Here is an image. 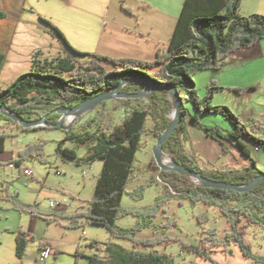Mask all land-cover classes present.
<instances>
[{
	"label": "trees",
	"instance_id": "trees-1",
	"mask_svg": "<svg viewBox=\"0 0 264 264\" xmlns=\"http://www.w3.org/2000/svg\"><path fill=\"white\" fill-rule=\"evenodd\" d=\"M242 1L185 0L167 49L158 51L156 58L152 61L113 59L95 53L84 54L72 48L61 30L53 23L41 20L53 30L55 37L67 46L68 51L53 60H42L35 55L31 72L19 76L9 88L0 90V106L5 105L25 121H37L36 115L43 111L41 119L48 116L47 121L50 124H57L61 118L57 110H69L96 95L113 92L123 80L143 79V81L158 85L171 83L181 94L188 93L199 115H218L233 124L234 131L229 132L228 136L235 142V146L249 158L251 166L233 171L201 169L186 151L185 142H188V135L185 117L189 115V110L184 104L181 121L173 135L165 142L164 149L172 154V159L176 164L200 172L203 177L216 182L247 187L257 177L264 174L257 168L251 151L244 141L254 143L257 150L264 149V124L255 122L250 127L234 114L231 108L213 105L215 94L226 90L218 85H209L206 97L200 98L193 78L200 71L218 70L231 53L251 48L264 39V15L242 16L239 12ZM6 15L0 10V20ZM80 58L85 59V62ZM6 60V55L0 52V71ZM141 86L138 83H129L123 87L121 92L137 94L142 91ZM233 91L239 92L234 89ZM166 96H170L166 91L153 92L147 98L149 104L145 108L134 106L131 104L132 99H126L122 104L130 109V113L122 124L112 129L100 126L94 131L75 132L66 124L58 128L50 126L44 128L65 133V137L57 143L56 149V155L65 163L82 167L99 160L104 162V168L88 209L68 217L71 220V228L80 229L85 221L93 226L106 227L112 236L132 240L138 245H151L155 242L153 239L139 240L135 233L142 231L152 222L153 218L157 217L166 198L159 199L155 206L143 212L125 209L122 200L127 193L128 185L133 181L136 155L142 149L144 135L152 132L159 140L171 126L167 108L170 102ZM182 100L183 102L189 101L183 95ZM192 119L199 127H203L198 116ZM150 120L154 122L151 128L148 127ZM2 121L18 124L23 132L41 130V128H24L4 114L1 115L0 128ZM209 130L206 131L209 132ZM212 132L217 139L224 137L217 127L213 128ZM8 136L5 132L0 134V152L5 151ZM68 143L85 149L87 154L80 158L76 149L66 147ZM43 152V144L30 143L19 152L18 157L12 160L10 165L15 164L22 167L30 159L45 161ZM160 177H170L180 181L186 175L161 170ZM167 183L171 189H175L176 193L191 198L195 203L204 202V204L220 208L223 215L228 218L231 227V232L226 234L227 241L235 242L241 248L245 258L264 263V256L255 254L252 245L245 240L248 228L251 226L264 228V183L248 193L207 188L200 185L180 190L178 185L173 187L169 182ZM131 195L142 196L141 189L132 192ZM168 197H171L170 193ZM16 203L21 212H29L42 217L33 205L22 204L18 200ZM130 214L137 215L139 223L131 231L119 230L116 225L117 221ZM57 218V216L55 219L48 218V221L51 222ZM215 234L212 230L205 238L203 248L190 246L188 249L212 261L213 264H219L211 255L210 249L225 247V242L216 239ZM30 240L34 241L35 238L19 231L16 238L18 259L24 258L27 243ZM206 242L213 246H205ZM49 244H40V250H44ZM102 245L99 242L91 243L92 247L99 249H102ZM104 249L107 251L108 261L99 256H88L86 264H175V261L168 255L153 252L142 253L137 250L127 251L119 244H111L105 246ZM77 257L83 256L78 254Z\"/></svg>",
	"mask_w": 264,
	"mask_h": 264
},
{
	"label": "rangeland",
	"instance_id": "rangeland-1",
	"mask_svg": "<svg viewBox=\"0 0 264 264\" xmlns=\"http://www.w3.org/2000/svg\"><path fill=\"white\" fill-rule=\"evenodd\" d=\"M155 1L156 4L164 8L175 2L177 12L180 13L182 5H184V0ZM239 12L242 16L264 15V0H244ZM80 60L85 62L83 58ZM31 70V64L23 62L17 67H6L5 73L7 78L16 79ZM235 76L238 77V81L240 80L237 84L244 86L243 82L255 79L256 74L253 73L249 76L248 73L240 71L235 73L232 68L226 66L220 73L200 71L193 78L200 98L206 97L209 85H218L226 90L224 93H216L212 104L240 110L237 108L243 106L242 99L236 98L233 93L228 92L227 88L228 85L238 82L235 81ZM240 76H242V80ZM260 76L264 78V71L260 73ZM141 87L143 91L146 90L143 86ZM167 97L171 100L167 104L168 117L171 119L174 115L175 105L172 98ZM183 97L189 99L184 102L185 107L189 110V115L185 117L186 121L194 128L193 134H190L188 139L192 141L196 150L202 148L203 154L214 156V145L219 139L229 137L228 133L233 132L235 127L221 116L199 115L191 103L188 93H185ZM258 99L264 101V94L258 93L255 102H258ZM125 100L106 101L85 115L75 117L67 123V126L72 127L75 132L94 131L100 126L112 129L122 124L130 113V109L122 104ZM261 103L264 104V102ZM131 104L145 108L149 101L147 98H138L132 99ZM42 114L43 111H40L36 118L41 119ZM194 116H198L203 127L195 124L192 119ZM153 125L154 122L150 120L148 127L151 128ZM249 126L252 127V125ZM45 127L47 126L44 125L40 128L42 130ZM215 127L220 130L223 138L217 139L212 134V129ZM207 129H210L209 132L206 131ZM2 131L9 135L6 141L8 148L6 157L10 156L17 146L24 145L26 148L35 140L38 141L35 144H43L45 161L30 159L24 163L23 167L15 165L14 168H10L11 166L6 164L0 170V197L5 195L7 199H0V264H86L88 256L107 259L108 254L104 248L111 244H119L127 251L137 250L142 253L153 252L159 255H168L175 261V264H213L212 261L206 260L188 249L190 246L203 248L204 240L206 241L205 238L212 230L216 233V239L225 242V247L215 248L209 242L205 243V246L212 247L210 253L219 264H264L245 258L241 248L235 242L227 241L226 234L231 232V227L228 218L223 215L220 208L204 204V202L195 203L191 198L176 193L175 189H171L167 183L169 182L173 187L178 185V189L182 190L186 187L199 186L195 179L185 177L176 181L170 177H160L161 169L154 159V146L159 140L152 132L144 135L142 149L136 155L134 178L127 187L122 204L125 209L143 212L155 206L159 199L164 197L166 199L157 217L153 218L152 222L142 231L135 233L139 240L153 239L155 242L151 245H138L132 240L112 236L106 227L93 226L85 221L84 226L80 229L70 227L71 220L68 217L86 211L94 197L96 184L104 168L102 160L82 167L64 163L56 155L57 143L65 137V134L60 130L46 129L45 131L35 132L34 130L20 133L21 128L18 124L2 121L0 132ZM249 143L252 147H256L254 143ZM66 147L76 149L80 158L87 154L85 149L77 148L72 143H68ZM185 147L190 158L201 169L207 170V162L203 160L201 154L197 153L199 155H196L186 142ZM258 150L260 153L255 152L257 168L264 174V149ZM165 153L172 159V154L168 150H165ZM165 158L168 159V157ZM25 168L32 171V177L25 176ZM57 170L61 171L60 175L57 174ZM138 189H141L142 196L131 195ZM168 193L171 197H168ZM17 200L22 204L33 205L42 217L37 218L29 212H21L17 206ZM49 216L58 218L50 222L45 218ZM139 221L137 215L130 214L120 218L116 225L119 230L131 231ZM19 231L35 238L34 241L30 240L27 243L26 253L22 259H18L16 254V238ZM245 240L252 245L255 254L264 256V228L251 226L248 228ZM95 242L102 243V249L92 247L91 243ZM42 243H51L58 250L51 253L50 257L43 262L40 261L43 252L40 250ZM78 254L83 257L78 258Z\"/></svg>",
	"mask_w": 264,
	"mask_h": 264
},
{
	"label": "crops",
	"instance_id": "crops-1",
	"mask_svg": "<svg viewBox=\"0 0 264 264\" xmlns=\"http://www.w3.org/2000/svg\"><path fill=\"white\" fill-rule=\"evenodd\" d=\"M173 3L164 8L156 4L155 0H0V10L7 14L0 20V52L7 57L0 71V90L12 86L19 77L7 78L6 67H17L23 62L30 63L32 67L35 55L42 60H53L63 55V51L64 54L68 51L67 46L55 37L53 30L41 20L53 23L61 30L72 48L84 54L95 53L113 59L152 61L158 51L167 49L174 35L180 12H177V4ZM226 66L232 68L235 73L240 71L248 73L249 76L256 74L255 79L245 80L244 86L237 84L240 80L235 76V81L238 82L228 85L227 88L228 92L243 101V106L237 108L240 110L232 107L233 112L243 122L248 125L255 122L264 124V104H260L264 101L258 99V102H255L258 93L264 94V78L260 76L264 71V39L251 48L231 53L218 70L211 71L220 73ZM240 79L242 80V76ZM233 89L239 92H234ZM167 100L171 102L169 97ZM186 129L188 136L193 134L194 128L188 122ZM3 132L5 131L0 134ZM20 133H24L22 129ZM244 142L257 164L255 152L260 151L252 147L251 143ZM186 143L196 155L201 154L208 169L233 171L251 166L249 158L235 146L230 137L217 141L213 147L214 156L203 154L202 148L196 150L189 139ZM24 148V145L17 146L11 155L6 157V143L5 151L0 152V170L6 164L11 166L12 160L16 159ZM57 174L60 175L61 171L57 170ZM1 198L6 199L5 195ZM45 218L55 219L53 216ZM47 249L51 253L58 251L51 243Z\"/></svg>",
	"mask_w": 264,
	"mask_h": 264
},
{
	"label": "water",
	"instance_id": "water-1",
	"mask_svg": "<svg viewBox=\"0 0 264 264\" xmlns=\"http://www.w3.org/2000/svg\"><path fill=\"white\" fill-rule=\"evenodd\" d=\"M129 83H138L141 84L144 88H146L145 91H141L137 94H127L122 93L121 90L123 87H125ZM158 91H166L170 97L172 98L174 105H175V111L174 115L171 118V126L164 132L162 137L157 141V143L154 146V159L156 161L157 166L162 171H170L175 172L180 175H186V177H189L191 179H195L197 183L200 186H204L207 188H215V189H224V190H231L234 192H250L254 189H257L260 184L264 183V175L257 177L249 186H240V185H231L224 182H216L214 180H210L206 177H203L200 172L187 169L185 166L176 164L173 159L169 155L165 153L164 144L166 141L169 140L171 135L176 130V127L179 125L181 121V111L182 106L184 104L182 100V94L178 92L171 83L168 84H153L149 83L147 81H143V79H136L134 81H128L123 80L121 84L112 92H107L101 95H96L95 97L90 98L89 100L83 102L82 104H79L75 108L69 109V110H57V113L61 114L60 122L57 124H50V122L47 121L48 116H46L43 119H39L37 121H25L20 118L16 113L12 112L9 108L5 107V105L0 106V121H1V115H5L16 122H18L22 127L24 128H40L41 126H50L54 128L61 127L63 124L69 123L72 119H74L77 116H83L86 113H88L91 109L95 107H99L101 104H103L106 101L114 100V99H138V98H148L150 95H152L153 92ZM165 157H168L169 162L167 161Z\"/></svg>",
	"mask_w": 264,
	"mask_h": 264
},
{
	"label": "built area",
	"instance_id": "built-area-1",
	"mask_svg": "<svg viewBox=\"0 0 264 264\" xmlns=\"http://www.w3.org/2000/svg\"><path fill=\"white\" fill-rule=\"evenodd\" d=\"M14 167H15V164H11L10 168H14ZM24 174L27 177H32L33 176L32 172L30 170H28V169H25ZM50 254H51L50 250L45 248L43 250L42 254H41L40 261L43 262V261H45V259L47 260L50 257Z\"/></svg>",
	"mask_w": 264,
	"mask_h": 264
},
{
	"label": "bare ground",
	"instance_id": "bare-ground-1",
	"mask_svg": "<svg viewBox=\"0 0 264 264\" xmlns=\"http://www.w3.org/2000/svg\"><path fill=\"white\" fill-rule=\"evenodd\" d=\"M167 161L169 162V159Z\"/></svg>",
	"mask_w": 264,
	"mask_h": 264
}]
</instances>
